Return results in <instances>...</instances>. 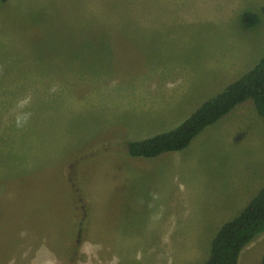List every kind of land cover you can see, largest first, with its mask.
I'll return each instance as SVG.
<instances>
[{
  "label": "rangeland",
  "instance_id": "obj_1",
  "mask_svg": "<svg viewBox=\"0 0 264 264\" xmlns=\"http://www.w3.org/2000/svg\"><path fill=\"white\" fill-rule=\"evenodd\" d=\"M263 57L264 0L0 2V264H66L72 246V264H205L264 187L253 101L185 150L125 146L174 129ZM263 254L264 234L240 264Z\"/></svg>",
  "mask_w": 264,
  "mask_h": 264
},
{
  "label": "trees",
  "instance_id": "obj_2",
  "mask_svg": "<svg viewBox=\"0 0 264 264\" xmlns=\"http://www.w3.org/2000/svg\"><path fill=\"white\" fill-rule=\"evenodd\" d=\"M9 0H0L2 4ZM259 17L254 13L242 16L244 28H254ZM252 100L258 114L264 118V57L240 79L223 92L203 103L189 118L172 130L140 141L126 144L125 151L133 158H156L164 153L179 152L206 128L216 124L237 106ZM264 234V187L240 215L224 224L212 241L211 253L205 264H240L243 250ZM77 248L72 246L69 262L72 264ZM77 254V253H76ZM261 264H264V254Z\"/></svg>",
  "mask_w": 264,
  "mask_h": 264
}]
</instances>
